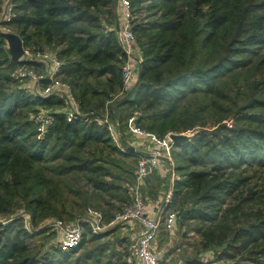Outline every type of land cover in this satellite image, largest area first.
Listing matches in <instances>:
<instances>
[{
	"label": "trees",
	"instance_id": "16d2710c",
	"mask_svg": "<svg viewBox=\"0 0 264 264\" xmlns=\"http://www.w3.org/2000/svg\"><path fill=\"white\" fill-rule=\"evenodd\" d=\"M13 1L23 44L56 52L82 110L102 111L110 100L120 121L140 108L139 123L160 135L195 130L174 144L180 175L164 208L177 209L200 250L221 246L216 264H264V0H129L143 60L136 97L114 105L113 95L127 91L114 0ZM21 62L0 35V264H133L107 245L70 261L84 236L70 249L55 247L56 257L33 251L30 239L43 231H28L17 206L32 211V224L40 211L72 214L87 204L108 220L116 211L102 201L131 197L119 157L136 154L94 119L55 112L62 97L12 88L9 71ZM39 104L55 119L37 136L31 114ZM126 172L133 182L135 169ZM84 225L94 239L108 232Z\"/></svg>",
	"mask_w": 264,
	"mask_h": 264
},
{
	"label": "built area",
	"instance_id": "2783aa9c",
	"mask_svg": "<svg viewBox=\"0 0 264 264\" xmlns=\"http://www.w3.org/2000/svg\"><path fill=\"white\" fill-rule=\"evenodd\" d=\"M123 11L120 24L116 26L119 35V43L125 53V60L122 64V84L123 89H132L137 84L138 70L143 60L140 53L135 51L136 34L132 28V7L129 0H119ZM17 15L13 0H7L0 12V32H15L11 23ZM21 60L9 71L13 79L27 80L37 85V92L40 95H57L65 100L63 106L54 109L55 112H63L66 120L79 119L89 122L94 119L98 124L104 126L112 142L122 150L133 147L136 154L135 179L128 183L127 190L130 200L124 202L113 216L105 220L100 209L87 206L85 216H78L74 219L55 218L52 221L55 232V242L61 249H70L77 246L83 236L84 223L89 225L92 232L99 233L106 231L110 226L117 223H126L133 228L134 236L129 247V258L136 264H162L158 251L155 248V238L159 226L164 225L166 229H171L178 216L177 209L164 210L163 205L171 200L172 186L168 184L161 196L156 200L157 207L154 213H150L148 204L142 194L141 185L145 178L160 170V163L165 159L172 165L174 141L170 137V132L163 135L157 134L139 123L142 114L140 108H135L129 115L120 121L113 118V109L109 106V101L102 111L95 109L82 110L79 99L72 89V84L61 76L60 68L62 60L56 52L49 49H39L22 45V53L17 58ZM54 111L37 109L31 115L35 123L38 136L42 135L46 129L54 122ZM128 133L132 138L127 144H123V133ZM174 173V172H173ZM172 173V174H173ZM180 175V174H179ZM175 177H170V182ZM174 176V175H173ZM159 203H162L161 206ZM25 225L27 222L24 220Z\"/></svg>",
	"mask_w": 264,
	"mask_h": 264
},
{
	"label": "rangeland",
	"instance_id": "374dc122",
	"mask_svg": "<svg viewBox=\"0 0 264 264\" xmlns=\"http://www.w3.org/2000/svg\"><path fill=\"white\" fill-rule=\"evenodd\" d=\"M6 1L7 0H0V12ZM148 1L149 0H146L145 3H147ZM114 8L117 14V19H116L118 22L117 24L119 25L121 18L123 17V11H122L123 9L120 5L119 0H114ZM132 17H134V15ZM14 29H15L14 33H17L16 27H14ZM116 32H117V29H116ZM117 37L119 39L118 33H117ZM135 51L137 53H140L143 57V50L139 45L137 35H136ZM10 86L12 88L22 87L25 89V91H29L31 93H36L38 91L36 83L30 82L27 80L16 79L10 84ZM135 89L136 87L132 89H127V91H124L121 93L114 94L113 98L111 99L113 101L112 102L113 105L117 100L121 99L122 97H125V96L127 97L129 96L132 98L136 97L134 94V92L136 91ZM35 108L47 110V111H50L52 109V107L40 105V104L36 105ZM118 113L119 111H117L116 113H112V117L119 118L117 116ZM231 121L232 119H227L226 123L230 125ZM196 129H199V127ZM194 132L195 130H186L181 133L190 134V137H191ZM129 141H132V138L130 137V135H128L127 132L126 133L124 132L123 133V144L129 143ZM119 162L122 164L121 165L122 170L124 169L123 171L121 170L122 171L121 175L123 176L122 185L127 187L128 186L127 184L130 182L129 180H126V177L128 175L126 171L135 169V158L130 157V156L123 157V158L119 157ZM173 162L174 163H172L171 165L170 163H167L165 159H162L160 163V170L156 169L154 172L148 175L145 178L144 182L142 183L141 185L142 194L149 208L157 209L155 204H153L154 203L153 200L159 198L161 194L163 193V191L166 189V186L170 184L169 183L170 177H175L176 175L180 174L178 169H176L177 162L174 159V157H173ZM162 178H166L164 182L161 181ZM165 184L166 186L164 188L161 187V186H164ZM108 201L109 202H107V200L102 201L106 207H108V203L109 204L112 203L111 205H113V208L115 209V211H117V209L121 207L122 202L119 200L108 198ZM159 204L161 206L162 203H159ZM68 205H71V204H68ZM87 206H90V205L87 204ZM87 206H85L82 209L80 208L76 212L71 211L72 214H61L60 215L59 213H52L49 210L40 211L37 215V219H36L37 222H35V224H32L31 222L32 211L27 209L26 206H24L23 204L17 206L14 213L16 215L22 216L23 219L27 222L26 225L24 223V226L27 228L28 231H35V232L43 231L42 233L37 234L30 239V245L33 246V251L37 252L39 257L43 256L45 253H50L56 257V255L54 254L55 252L54 250H55V247H58V246L56 245V242H55V232L53 230L52 221L55 218H60V217L65 218V219H69V218L74 219L75 217H78V216L83 217L85 216V213H86L85 211L87 209ZM164 212L162 211L161 213H164ZM163 216L164 215H162V217ZM5 218L6 217L1 216L0 219H2L1 221L4 222L6 220ZM174 225H175L174 229L170 232V230L166 229L164 225L162 224L159 226L158 232L156 234L154 244H155L156 250L159 253L162 264H186L187 259L189 258H190L189 261L198 260L199 262L196 264H205V263L206 264H216L217 263V261H213V259L216 258L215 256L216 251L219 250L221 246H214L212 247V249H208V250H200L198 248L199 247L198 246L199 235L195 231H193L191 228H188L186 224L180 225L177 220ZM106 230H108V232L104 236L94 239L91 237L90 233L86 232V227H84V232H83L84 238L82 241V245L78 248L76 252L71 254L69 260L71 261L79 255L80 257L83 258L82 255H84L85 253L87 252L92 253L93 249L97 251L101 246L107 245V249L115 248L116 251H119L121 254L123 253L122 256H124L128 261H131L133 262V264H136V262L133 259L129 258V254H130L129 247H130V244L132 243V237L134 236L133 228L129 224L119 222L114 226L108 227ZM169 235H172V236L170 237ZM107 251L108 252H106V256L102 255L103 260L106 259L107 253H109V250ZM66 263L69 264L68 261H66ZM86 263L91 264V260H87Z\"/></svg>",
	"mask_w": 264,
	"mask_h": 264
},
{
	"label": "water",
	"instance_id": "95a60500",
	"mask_svg": "<svg viewBox=\"0 0 264 264\" xmlns=\"http://www.w3.org/2000/svg\"><path fill=\"white\" fill-rule=\"evenodd\" d=\"M0 35L3 36L8 44V51L13 58H18L22 53V38L18 33L14 32H0ZM170 137L174 143H183L190 138V134L170 132ZM129 149H133L132 146Z\"/></svg>",
	"mask_w": 264,
	"mask_h": 264
},
{
	"label": "crops",
	"instance_id": "0c3cea01",
	"mask_svg": "<svg viewBox=\"0 0 264 264\" xmlns=\"http://www.w3.org/2000/svg\"><path fill=\"white\" fill-rule=\"evenodd\" d=\"M158 199V198H157ZM157 199H154L153 201H154V203L153 204H155V202H156V200ZM163 209H164V211L166 210L164 207H163ZM167 210H170V209H167ZM156 211V209H154V208H152V209H150V213H154ZM164 213H161V215H163ZM174 227H175V225L171 228V229H169L170 230V232L174 229ZM170 237L172 236V235H169Z\"/></svg>",
	"mask_w": 264,
	"mask_h": 264
}]
</instances>
